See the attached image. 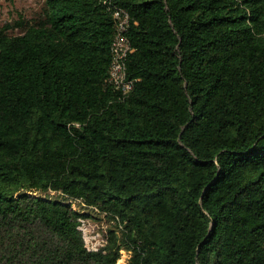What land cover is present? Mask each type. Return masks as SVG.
Listing matches in <instances>:
<instances>
[{
    "label": "trees",
    "instance_id": "obj_1",
    "mask_svg": "<svg viewBox=\"0 0 264 264\" xmlns=\"http://www.w3.org/2000/svg\"><path fill=\"white\" fill-rule=\"evenodd\" d=\"M22 27L0 30V264H264V0H44ZM73 203L107 212L103 247Z\"/></svg>",
    "mask_w": 264,
    "mask_h": 264
},
{
    "label": "built area",
    "instance_id": "obj_2",
    "mask_svg": "<svg viewBox=\"0 0 264 264\" xmlns=\"http://www.w3.org/2000/svg\"><path fill=\"white\" fill-rule=\"evenodd\" d=\"M113 17L115 31L111 44L112 59L104 84L105 86H112L113 88L118 89L122 93V96H126L132 91L135 85V80L129 78L127 73V57L129 53L134 50L127 35L130 26V14L126 8L115 5L113 7ZM74 208L78 209L75 206ZM80 211L87 213V216H79L78 218V229L82 233L85 246L89 250H97L103 247L108 241V235H104L107 232L108 227L106 228V225L102 224L103 220L101 222L99 221L101 225L96 227L93 226L89 217L92 218L94 222H98L95 217L97 215L105 217L107 212L101 210L97 206L88 207V209H82ZM95 240L98 241L94 242ZM130 257V251L121 248L120 257L117 259L116 264H129Z\"/></svg>",
    "mask_w": 264,
    "mask_h": 264
},
{
    "label": "rangeland",
    "instance_id": "obj_3",
    "mask_svg": "<svg viewBox=\"0 0 264 264\" xmlns=\"http://www.w3.org/2000/svg\"><path fill=\"white\" fill-rule=\"evenodd\" d=\"M43 4L44 0H0V30L6 29L9 34L21 33L23 31L22 24L30 23L40 16ZM73 205L79 209L75 203ZM89 220L95 227L101 225L99 219L97 220L99 223L94 222L90 217ZM102 224H105L107 228L110 221L103 220ZM96 241L98 240L94 242Z\"/></svg>",
    "mask_w": 264,
    "mask_h": 264
}]
</instances>
